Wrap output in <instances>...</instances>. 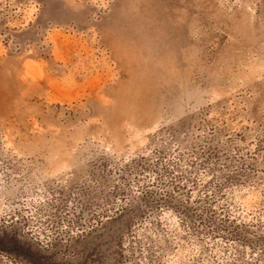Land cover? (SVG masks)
<instances>
[{"label": "rangeland", "instance_id": "1", "mask_svg": "<svg viewBox=\"0 0 264 264\" xmlns=\"http://www.w3.org/2000/svg\"><path fill=\"white\" fill-rule=\"evenodd\" d=\"M0 264H264V0H0Z\"/></svg>", "mask_w": 264, "mask_h": 264}]
</instances>
